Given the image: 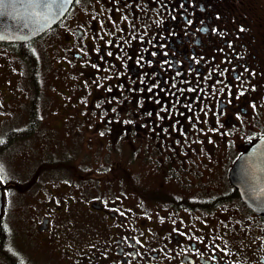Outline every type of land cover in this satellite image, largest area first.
Returning a JSON list of instances; mask_svg holds the SVG:
<instances>
[{
    "label": "flooded vegetation",
    "instance_id": "flooded-vegetation-1",
    "mask_svg": "<svg viewBox=\"0 0 264 264\" xmlns=\"http://www.w3.org/2000/svg\"><path fill=\"white\" fill-rule=\"evenodd\" d=\"M262 137L248 0H73L0 42V264H264L230 178Z\"/></svg>",
    "mask_w": 264,
    "mask_h": 264
},
{
    "label": "water",
    "instance_id": "water-1",
    "mask_svg": "<svg viewBox=\"0 0 264 264\" xmlns=\"http://www.w3.org/2000/svg\"><path fill=\"white\" fill-rule=\"evenodd\" d=\"M50 11L36 7L33 0H5L0 6V42L25 43L55 24L73 0H47ZM231 181L238 187L241 200L256 212L264 213V137L235 162ZM0 186V213L2 190Z\"/></svg>",
    "mask_w": 264,
    "mask_h": 264
},
{
    "label": "rangeland",
    "instance_id": "rangeland-1",
    "mask_svg": "<svg viewBox=\"0 0 264 264\" xmlns=\"http://www.w3.org/2000/svg\"><path fill=\"white\" fill-rule=\"evenodd\" d=\"M248 1L250 3V6H251L253 12H255L259 16L261 22L264 24V0H248ZM16 146L21 149L22 148V143H18V144H16ZM123 167H124V170H131L132 171V176L134 177V174H133L134 167L133 166H131V165H123ZM146 179L147 178L144 179V181L146 183H143V186L147 187L148 182L146 181Z\"/></svg>",
    "mask_w": 264,
    "mask_h": 264
},
{
    "label": "snow or ice",
    "instance_id": "snow-or-ice-1",
    "mask_svg": "<svg viewBox=\"0 0 264 264\" xmlns=\"http://www.w3.org/2000/svg\"><path fill=\"white\" fill-rule=\"evenodd\" d=\"M34 4L36 7H44L45 9L50 11V5L47 2V0H33ZM5 5V0H0V6H4ZM189 23H191V21H189ZM243 31V29H241ZM5 179L4 175H3V167L0 166V182H3V180Z\"/></svg>",
    "mask_w": 264,
    "mask_h": 264
},
{
    "label": "trees",
    "instance_id": "trees-1",
    "mask_svg": "<svg viewBox=\"0 0 264 264\" xmlns=\"http://www.w3.org/2000/svg\"><path fill=\"white\" fill-rule=\"evenodd\" d=\"M18 137H21V135L14 137V139H15V138H18Z\"/></svg>",
    "mask_w": 264,
    "mask_h": 264
}]
</instances>
